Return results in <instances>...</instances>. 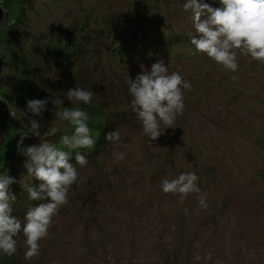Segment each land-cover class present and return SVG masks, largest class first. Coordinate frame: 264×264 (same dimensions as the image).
Masks as SVG:
<instances>
[{
  "label": "rangeland",
  "instance_id": "obj_1",
  "mask_svg": "<svg viewBox=\"0 0 264 264\" xmlns=\"http://www.w3.org/2000/svg\"><path fill=\"white\" fill-rule=\"evenodd\" d=\"M148 1L155 2L154 28L162 29L166 38L174 41L190 34L172 53L149 45L144 52L131 50L125 56L115 48L116 57L107 64L84 53L78 62L61 65L57 74L47 70L49 79L35 85L19 73L16 56L23 59L28 52L36 57L33 47L44 46L46 24L58 20L71 27L74 18L65 15L67 7L57 13L45 2L36 5L39 0H0L4 22L18 13L14 27L23 35H10L0 46V101L9 114L8 133L0 144V174L8 171L17 181L10 186L17 196L12 214L23 223L29 206L47 202L29 200L26 191V186L40 183L27 174L26 157L17 149L29 120L42 124L41 134L52 122L59 126L61 131L49 138L57 144L60 135L73 130L66 122L54 121L56 109L51 102L36 117L27 111L28 100L62 99L61 108L86 110L96 141L91 149H64L72 153L70 163L75 164V154L80 152L88 164L75 165L78 179L69 189L68 203L53 218L48 237L40 241L39 256L25 260L21 233L15 237L14 255L0 251V264H264V63L238 55L239 70L232 73L205 54L189 55L195 51L190 39L197 34L191 13L183 10L186 1L172 7L169 0ZM217 1L203 0L214 8ZM129 2L87 0L92 18L86 28L97 29L92 21L97 12L108 14L109 26L121 22ZM36 12H42L38 21ZM22 37L26 40L19 42ZM103 40L99 35L98 42ZM94 60L99 64L91 69ZM158 60L164 61L169 73L179 72L192 88L185 91V110L173 128L162 125L164 134L149 142L129 107L127 79L134 80L141 65L150 71ZM34 64L40 66L37 59ZM75 87L92 90V103L68 101L66 92ZM114 130L120 132V141H107L106 134ZM39 143L31 135L24 140V146ZM120 152L126 153L125 159L115 158ZM189 171L199 177L207 209L199 207L196 193L180 204L178 195L161 189L164 178Z\"/></svg>",
  "mask_w": 264,
  "mask_h": 264
},
{
  "label": "clouds",
  "instance_id": "obj_2",
  "mask_svg": "<svg viewBox=\"0 0 264 264\" xmlns=\"http://www.w3.org/2000/svg\"><path fill=\"white\" fill-rule=\"evenodd\" d=\"M221 7L214 8L203 0H186L183 10L191 13V20L197 35L190 39L195 51L189 55L205 54L224 69L236 73L239 70L238 55L249 56L252 60L264 63V0H219ZM151 55V54H150ZM235 80L237 77L232 76ZM128 93L131 97L129 107L142 123L143 134L150 141L157 140L165 129L173 128L177 118L185 110V91H191V82L184 79L179 72L169 73L163 60L153 63L151 70L144 69L135 79L128 77ZM95 93L90 89L75 87L66 92V99L89 105ZM51 102L55 106L54 121L66 122L73 129L71 133L60 135L59 143L52 142L61 131L59 126H52L41 134L42 124L30 119L28 130L20 134L17 149L25 156L24 167L29 176L40 183L26 186L31 201H47L29 206L24 222L14 216L13 203L17 196L10 186L17 183L8 174H0V251L12 256L17 251V237H25V260H32L40 254V241L47 238L53 218L59 214L62 206L68 203L70 187L78 179L76 164L84 167L88 164L86 156L75 154V164L70 163L72 153L64 149H91L96 141L89 126L90 115L80 107H59L64 105L62 99H31L26 102L27 111L40 117ZM40 140L39 145L24 146L29 136ZM106 140L118 142L120 132L114 130L106 134ZM126 153L116 154L117 160H123ZM199 177L194 171L183 172L178 177L161 181L164 193L179 196L183 204L191 193L197 194L199 207L207 209L208 203L198 186ZM187 214L188 209H184Z\"/></svg>",
  "mask_w": 264,
  "mask_h": 264
},
{
  "label": "trees",
  "instance_id": "obj_3",
  "mask_svg": "<svg viewBox=\"0 0 264 264\" xmlns=\"http://www.w3.org/2000/svg\"><path fill=\"white\" fill-rule=\"evenodd\" d=\"M141 1L142 0H134L135 6H133L134 3L130 0L129 5L127 6L129 7V12L125 11L126 16L121 22L118 20L112 21L111 26H109L108 23V14L97 12L92 19L97 26V29L94 31L86 28L91 24L90 20L92 18L88 6L86 7L87 0H70L67 2L62 0H39L36 5L44 4L45 2V5L52 9H57V13H60L62 8L67 7L65 15L73 16V23L71 27L67 25L68 22L63 23L58 20L47 23L46 26L49 27L48 35L44 40H41V45L45 42L44 46L41 49L37 46L33 47V51L37 52V56L33 57L30 53L28 54V52L23 55V59L16 56V58L19 59L17 60L19 73L23 74L24 80L38 85L49 79L48 77H45L47 70H53V73L57 74L61 65H69L78 62L79 59L83 58L82 54L84 53L88 55V59H96V57H99L104 64H107L111 58L116 57V55H113L116 53L115 48L119 50L120 54H126L125 56L130 54L131 50L144 52L149 45L156 49L159 48L160 51L164 52L168 50L172 53L176 46L182 42H186V38L188 39L190 36L188 33L182 36L176 35L178 37L172 41V39L166 38L165 34L162 33V29L154 28V20L157 18L155 14H152L153 10H155V2L145 0L146 3H143V1ZM185 1L186 0H184V2ZM177 2H179V0H169L168 6L172 7ZM217 3V8H219L221 6L219 0ZM209 4L213 3L209 2ZM90 6L91 3L89 4V8H91ZM48 12L51 13L49 9ZM41 13L42 12H36V21L39 20ZM17 15L14 19L7 18L4 22L7 25L3 24L0 29L2 30L0 46L10 37V35L16 34L18 37L23 36L22 31H19L14 27L17 22L16 18L19 19ZM75 17L77 18L75 19ZM9 21L11 22L10 24H8ZM38 29H40V25ZM14 31L16 33H14ZM99 35H103L104 37V40L101 42H98ZM48 38H51L49 43L46 42ZM105 38H107L106 41ZM19 40V42H22L26 40V37H22ZM36 59L40 64L38 68L35 67L34 64ZM98 64L99 63H95L94 60L91 69H93L94 65L96 69ZM104 64L101 66L102 68ZM3 104H5L4 101ZM6 133H8V129L2 136V140H4Z\"/></svg>",
  "mask_w": 264,
  "mask_h": 264
},
{
  "label": "water",
  "instance_id": "obj_4",
  "mask_svg": "<svg viewBox=\"0 0 264 264\" xmlns=\"http://www.w3.org/2000/svg\"><path fill=\"white\" fill-rule=\"evenodd\" d=\"M2 9L0 8V29L2 28L4 24V18H3V13ZM2 65V60L0 58V68ZM8 109L7 107L3 104V101H0V144L2 143V136L4 135L5 131L8 129Z\"/></svg>",
  "mask_w": 264,
  "mask_h": 264
}]
</instances>
